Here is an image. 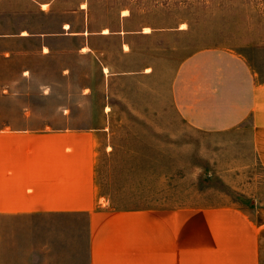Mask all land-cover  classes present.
<instances>
[{
	"label": "rangeland",
	"instance_id": "374dc122",
	"mask_svg": "<svg viewBox=\"0 0 264 264\" xmlns=\"http://www.w3.org/2000/svg\"><path fill=\"white\" fill-rule=\"evenodd\" d=\"M153 28L168 33H133ZM197 49L242 55L264 73V0H0V124L98 128L96 181L109 210L233 204L264 218L257 128L194 124L191 102L179 110V91L188 101L195 90ZM98 57L125 73L106 77ZM156 58L159 80L133 78ZM21 227L0 226V264H87L85 216H74L68 240L44 247Z\"/></svg>",
	"mask_w": 264,
	"mask_h": 264
},
{
	"label": "crops",
	"instance_id": "0c3cea01",
	"mask_svg": "<svg viewBox=\"0 0 264 264\" xmlns=\"http://www.w3.org/2000/svg\"><path fill=\"white\" fill-rule=\"evenodd\" d=\"M164 31L153 28L133 33L163 37L168 33ZM83 33L81 30L64 35ZM110 33L125 32L104 29L100 35ZM45 49L51 50L49 46ZM82 50L95 49L88 46ZM98 60L108 78L110 74L125 73L112 69L100 57ZM189 61L197 83L188 101L179 91V110L191 102L194 124L249 121L257 128L259 156L264 164V73L256 72L242 55L222 49H197ZM185 64L184 58L178 78L181 85ZM61 65L60 75H69V65ZM159 66L156 58L144 70L133 68V78L144 72L147 78L159 80ZM202 69H207L209 76L198 86ZM161 92L164 97V89ZM165 103L169 104L168 98ZM182 115L190 112L184 110ZM53 124H0L3 234L16 228L18 235L22 233L21 226H33L35 247H44L46 242L68 240L74 216L81 215L87 224V264H264V218H253L233 204L109 210L96 181L101 131Z\"/></svg>",
	"mask_w": 264,
	"mask_h": 264
},
{
	"label": "bare ground",
	"instance_id": "6f19581e",
	"mask_svg": "<svg viewBox=\"0 0 264 264\" xmlns=\"http://www.w3.org/2000/svg\"><path fill=\"white\" fill-rule=\"evenodd\" d=\"M67 26V25H66Z\"/></svg>",
	"mask_w": 264,
	"mask_h": 264
}]
</instances>
